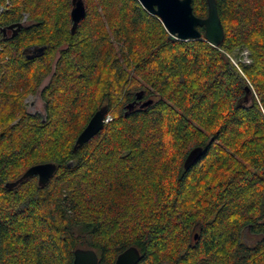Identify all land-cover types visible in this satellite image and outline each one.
<instances>
[{"label":"trees","instance_id":"16d2710c","mask_svg":"<svg viewBox=\"0 0 264 264\" xmlns=\"http://www.w3.org/2000/svg\"><path fill=\"white\" fill-rule=\"evenodd\" d=\"M81 1L71 30V0H0V264H70L76 247L112 264L128 245L135 264H264V0H215L217 47L168 40L137 0ZM45 77L40 117L24 99ZM43 162L45 184L3 186Z\"/></svg>","mask_w":264,"mask_h":264},{"label":"water","instance_id":"95a60500","mask_svg":"<svg viewBox=\"0 0 264 264\" xmlns=\"http://www.w3.org/2000/svg\"><path fill=\"white\" fill-rule=\"evenodd\" d=\"M139 5L149 14L156 16L165 31L168 40H192L203 39L208 44L217 47L222 41L223 30L217 15L215 0H205L206 15L198 17L193 14L191 0H137ZM72 7L69 11L72 22L71 30L76 23L84 17L85 11L81 0H71ZM22 25L21 22L13 23L1 28L4 34L11 30L14 34ZM202 28V31L198 30ZM34 55H39L43 47H33ZM247 89V88H246ZM150 100L144 101L147 104ZM106 105L99 106L89 117L87 122L77 133L72 149L82 145L103 126L106 117ZM201 155V147L191 148L186 154L182 166L186 169ZM55 165L52 162L37 163L28 166L15 180L5 182L4 187L10 188L29 176H35L38 185H43L53 174ZM139 259V252L133 245H128L119 251L112 264H135ZM97 255L92 248L76 247L72 251L70 264H96Z\"/></svg>","mask_w":264,"mask_h":264},{"label":"rangeland","instance_id":"374dc122","mask_svg":"<svg viewBox=\"0 0 264 264\" xmlns=\"http://www.w3.org/2000/svg\"><path fill=\"white\" fill-rule=\"evenodd\" d=\"M7 32V31H6ZM8 33V32H7ZM240 55L242 56V60H245V52H241ZM233 60V59H232ZM47 77H45L41 83L39 84V87L37 89V92L33 95L27 96L24 101H25V109L27 112L32 113V114H37L40 117H43L45 114V104L44 100L40 97L39 95V90L43 87V85L46 83ZM109 116H106V119H108ZM249 236L246 238L248 241H253L255 240V237L253 234H248Z\"/></svg>","mask_w":264,"mask_h":264},{"label":"flooded vegetation","instance_id":"af4514ba","mask_svg":"<svg viewBox=\"0 0 264 264\" xmlns=\"http://www.w3.org/2000/svg\"><path fill=\"white\" fill-rule=\"evenodd\" d=\"M3 35H7V32H5ZM33 49V48H32ZM32 49H28L27 52L29 53H33V50ZM136 102H139V100H137ZM137 104V103H136Z\"/></svg>","mask_w":264,"mask_h":264},{"label":"built area","instance_id":"2783aa9c","mask_svg":"<svg viewBox=\"0 0 264 264\" xmlns=\"http://www.w3.org/2000/svg\"><path fill=\"white\" fill-rule=\"evenodd\" d=\"M0 10H1V7H0Z\"/></svg>","mask_w":264,"mask_h":264}]
</instances>
